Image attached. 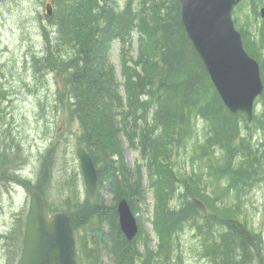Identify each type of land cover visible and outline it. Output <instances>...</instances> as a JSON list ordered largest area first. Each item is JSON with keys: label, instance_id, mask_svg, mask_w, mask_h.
I'll use <instances>...</instances> for the list:
<instances>
[{"label": "trees", "instance_id": "1", "mask_svg": "<svg viewBox=\"0 0 264 264\" xmlns=\"http://www.w3.org/2000/svg\"><path fill=\"white\" fill-rule=\"evenodd\" d=\"M122 1L50 0L51 17L38 9L42 55L26 58L32 61L34 73L41 76L35 80L42 86L47 83L46 73L59 76L55 100L49 108L52 112L62 108L66 122L78 124L76 145H82L91 158L97 184L90 201L71 170L64 177L58 176V184L51 187L48 170L39 173L34 189L42 195L49 213L60 210L68 215L77 264H102V256L113 264H181L177 248L186 228L201 240V251L210 259L209 264H251L253 258L262 262L255 256L260 236L229 210L232 205L227 199L233 190L222 180L229 177L236 186L251 177L253 181L264 163V92L256 101L261 103L263 113L252 120V126L263 134V143L254 150L249 148L253 137L244 139L240 133V123L245 119L226 110L187 39L177 0H135V5L133 0H126L120 8ZM39 2L42 6L47 3ZM248 6L253 7L252 14L245 12ZM261 7L264 0H243L234 11L233 22L247 53L259 65L264 85V19L258 14ZM114 40L137 53L130 66L124 57L119 77L108 57ZM200 119L208 136L202 143H192L189 139ZM9 135L10 128L2 119L0 177L5 174L27 187L28 183L13 170L20 171L24 160L18 144V152H7L11 148ZM121 136L128 147L136 148L138 144L141 159L147 162L145 179L139 166L133 170L127 167ZM188 148L192 150L187 157ZM54 151L52 145L42 157L47 158L51 152L54 158ZM182 152L184 164L191 167L188 172L178 165ZM238 154L242 159L234 163ZM195 160L204 163L207 172H202L201 166L194 170ZM61 163L69 164L65 156ZM205 176L211 178V186ZM260 180L256 178L255 182ZM144 181L154 199L155 250L147 247L138 219L139 232L127 241L116 213L121 199L136 213L145 198ZM53 189L57 198L49 202L47 192ZM105 193L109 201L103 198ZM194 199L205 204L206 214L195 206ZM24 222L20 213L10 230L0 231V242L5 244L1 245L3 264H17Z\"/></svg>", "mask_w": 264, "mask_h": 264}, {"label": "rangeland", "instance_id": "2", "mask_svg": "<svg viewBox=\"0 0 264 264\" xmlns=\"http://www.w3.org/2000/svg\"><path fill=\"white\" fill-rule=\"evenodd\" d=\"M43 1L49 2L50 0ZM125 4L126 0H123L120 8H123ZM135 4L136 1L133 0V5ZM39 8L41 12L44 11V4L42 6L39 0H0V63L7 64L8 71L5 74L7 80L4 79L2 72H0V107L2 110L7 109V117L6 115L4 117L11 133L7 137L9 139L8 143L11 146L8 151L10 152L9 154L16 152L17 144L19 145V155L22 161L24 160V167H26L24 174H27L31 181H35V174H41L42 171L49 170V183L51 184L48 186L51 187L58 184V176L64 177L68 173V170H71L76 175V180L85 194L82 172L76 156V149L79 146L76 145V135L79 132L78 124L76 122H69L70 124L66 122L65 114L61 111L62 108H60L59 112H52L49 108V105H52L55 100L56 88L58 83H60L59 76L51 72L46 73L47 83L45 86H42L43 84L39 80H35L37 74L32 69V61L26 58V56L30 55L37 57L42 55L43 38L37 15ZM252 9L253 7L248 6L245 12L252 14ZM232 18H234V11ZM119 45H121L119 40L112 41L108 51L109 61L115 66L118 77L120 76V63L124 57L128 60L127 64L130 66L137 56L135 49L132 50L130 47L129 49H119ZM262 108L261 103L259 101L256 102L254 104V116H261L263 113ZM2 119L1 117L0 121ZM64 127H68V131H64ZM240 128L242 138L253 137L249 141L250 149L255 150L261 142L263 143V134L255 126H252V122L248 124L244 120L243 123H240ZM206 136H208L206 126L200 119L197 130L189 140L192 139L190 141L192 143L198 141L202 143L206 139ZM52 141L55 142L54 158L51 157V152L47 158L42 157ZM120 143L127 167L133 170L139 166L145 179L147 162L141 159L140 150L137 148L138 144L136 148L128 147L122 136ZM191 150L192 148L187 149V157L191 154ZM182 154L185 153L179 154V159H182ZM64 156L65 161L69 164L61 163V159ZM241 159L242 155L238 154L233 162L238 163ZM245 159L243 158V160ZM184 161L186 160L182 159L178 165L188 172L191 167L185 165ZM254 163V169L256 170V162ZM199 166L202 167V172H207L204 163L195 160L193 162V169L198 170ZM13 170L16 172L15 168ZM256 178L261 180L255 182ZM255 179L252 181L251 177L246 182H241L242 184L239 183L237 186L236 181L231 182L229 177H225L222 182L224 186H231L230 190H233L227 199V202H230L229 204L232 205L229 207V210L237 213V220L241 224L245 223L250 231L260 236L261 244L255 256L261 257L263 261L257 262L253 258L251 264H264V163L258 167ZM61 182L63 184V181ZM205 182L211 186V178L205 176ZM240 184L242 188L237 192ZM143 188L145 189V198L139 204L134 214L142 225L145 239L147 238L148 240L147 247L155 250L157 238L154 235L153 228L154 199L151 191L147 190L145 181ZM15 189L14 195L10 196L5 192H1L2 187L0 188V203L2 205L0 207V215H9V218L6 216L5 221L1 222L0 220V231L2 232L10 230L14 226L13 221L16 219L17 214L20 212L25 214L28 208L29 197L26 190L20 187H16ZM47 194L49 202L56 201L57 191L55 189L47 192ZM103 198L108 201L110 200V197L106 193L103 194ZM222 203L227 204L224 200H222ZM217 205L220 206L221 203L219 202ZM222 211L225 210L223 209ZM178 246L181 264H209L210 259L205 258V255L201 251V240L196 238L189 228H186L179 236ZM250 255L253 256L251 251ZM1 257L2 251L0 248V264H3ZM102 264L113 263L105 256H102Z\"/></svg>", "mask_w": 264, "mask_h": 264}, {"label": "water", "instance_id": "3", "mask_svg": "<svg viewBox=\"0 0 264 264\" xmlns=\"http://www.w3.org/2000/svg\"><path fill=\"white\" fill-rule=\"evenodd\" d=\"M241 1L178 0V4L182 28L224 107L250 123L254 102L263 93V83L259 65L245 51L242 37L233 25L232 11ZM50 10V5H47L48 15ZM260 16L264 18V8L260 10ZM76 155L85 191L92 200L97 179L94 165L81 146L77 148ZM194 203L202 212H207L201 201L194 200ZM116 212L122 233L128 240H133L138 227L124 199L118 203ZM18 264H77L69 217L63 212L48 216L40 195L33 190H30Z\"/></svg>", "mask_w": 264, "mask_h": 264}, {"label": "bare ground", "instance_id": "4", "mask_svg": "<svg viewBox=\"0 0 264 264\" xmlns=\"http://www.w3.org/2000/svg\"><path fill=\"white\" fill-rule=\"evenodd\" d=\"M107 7H109L108 5H107ZM7 64H3V63H0V72H2V75H3V77H4V79L5 80H7L6 79V76H5V74H6V72H8L7 71V66H6ZM1 75V76H2ZM36 78L37 79H41V76L40 75H37L36 76ZM0 103H1V101H0ZM6 111H7V109H3L2 110V108L0 107V113H1V117L5 120V115H6V117H7V114H6ZM8 150H10V148H7ZM7 149H5V151L7 150ZM7 150V152H9ZM19 152H20V147H19ZM10 153V152H9ZM14 167H17V165H14V164H12ZM12 171V168H11V170H10V172ZM16 172H18V175H21V173L23 174V172H25V169H24V167L22 166L21 168H20V171L18 170L17 171V169H16ZM2 187V190H1V192H5V193H7V194H9L10 196H13L14 195V190H16L15 188L16 187H20V183H18L16 180H11L10 178H8V176H6L5 174L4 175H1V177H0V188ZM4 188V189H3ZM12 198V197H11ZM3 202V201H2ZM2 205H1V203H0V207H1ZM9 212H10V210H8ZM6 216H8V218H9V215H7V214H5L4 216H2V215H0V217H1V222H3V221H5V218H6ZM20 217V213H18L17 214V216H16V219L13 221L14 222V224L17 222V219ZM1 245H5L3 242H0V248H1ZM2 249L3 248H1V251H2Z\"/></svg>", "mask_w": 264, "mask_h": 264}]
</instances>
